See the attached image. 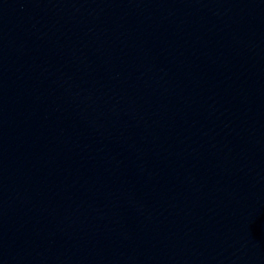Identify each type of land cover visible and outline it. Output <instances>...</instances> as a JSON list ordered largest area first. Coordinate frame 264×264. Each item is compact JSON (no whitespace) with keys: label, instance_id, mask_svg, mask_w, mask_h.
Returning <instances> with one entry per match:
<instances>
[{"label":"water","instance_id":"water-1","mask_svg":"<svg viewBox=\"0 0 264 264\" xmlns=\"http://www.w3.org/2000/svg\"><path fill=\"white\" fill-rule=\"evenodd\" d=\"M180 264H264V0H77Z\"/></svg>","mask_w":264,"mask_h":264}]
</instances>
